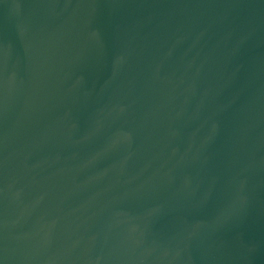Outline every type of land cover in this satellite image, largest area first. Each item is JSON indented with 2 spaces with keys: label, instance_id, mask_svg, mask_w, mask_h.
<instances>
[{
  "label": "water",
  "instance_id": "95a60500",
  "mask_svg": "<svg viewBox=\"0 0 264 264\" xmlns=\"http://www.w3.org/2000/svg\"><path fill=\"white\" fill-rule=\"evenodd\" d=\"M0 264H264V0H0Z\"/></svg>",
  "mask_w": 264,
  "mask_h": 264
}]
</instances>
